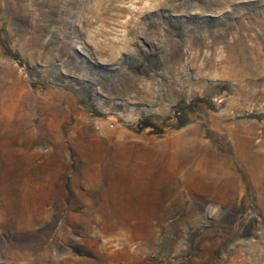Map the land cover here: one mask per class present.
Instances as JSON below:
<instances>
[{
  "label": "rangeland",
  "instance_id": "obj_1",
  "mask_svg": "<svg viewBox=\"0 0 264 264\" xmlns=\"http://www.w3.org/2000/svg\"><path fill=\"white\" fill-rule=\"evenodd\" d=\"M0 264H264V0H0Z\"/></svg>",
  "mask_w": 264,
  "mask_h": 264
}]
</instances>
